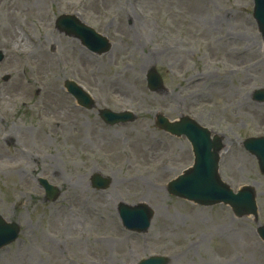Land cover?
<instances>
[{
    "label": "rangeland",
    "instance_id": "obj_1",
    "mask_svg": "<svg viewBox=\"0 0 264 264\" xmlns=\"http://www.w3.org/2000/svg\"><path fill=\"white\" fill-rule=\"evenodd\" d=\"M252 10V0H0V215L20 228L0 264H264V176L241 145L264 135V103L252 99L264 89V40ZM64 14L106 37L109 51L60 32ZM152 68L162 80L154 92ZM68 79L94 109L77 106ZM102 108L134 120L105 125ZM157 113L217 134L219 175L234 191L255 189L256 220L167 193L193 155L184 136L155 126ZM95 173L108 188L91 187ZM39 178L58 187L57 200L44 201ZM141 202L154 212L143 234L116 210Z\"/></svg>",
    "mask_w": 264,
    "mask_h": 264
},
{
    "label": "water",
    "instance_id": "obj_2",
    "mask_svg": "<svg viewBox=\"0 0 264 264\" xmlns=\"http://www.w3.org/2000/svg\"><path fill=\"white\" fill-rule=\"evenodd\" d=\"M253 4V18L257 23L261 36L264 38V0H253ZM56 26L67 35L78 38L93 53L103 54L109 51V42L95 33L92 28L79 22L74 16H61L57 19ZM1 59L2 54L0 52ZM146 78L147 87L150 91H157L161 88V79L154 69L148 71ZM64 86L80 105L88 109L91 108V98L79 86L68 80L65 81ZM254 99L263 101L264 91H256ZM100 117L109 125L134 120V116L129 112L114 113L109 110L101 111ZM156 124L160 129L171 135L177 137L184 135L189 141L194 154L192 167L184 170L180 176L167 184L169 194L202 206L224 204L229 206L237 217L252 215L256 218L257 207L253 189L245 186L234 193L219 178L217 152L222 144L218 136L211 138L206 128L200 127L187 117H181L179 121L172 123L163 116L158 115L156 116ZM242 145L249 154L256 158L259 171L264 175V137L248 138L243 141ZM39 183L45 191L46 200H55L59 194L58 189L42 179L39 180ZM91 184L93 188L105 189L109 186L110 180L99 175H93ZM117 211L122 225L126 229L137 233L147 231L153 216V210L144 203L134 206L120 203L117 206ZM18 232L19 227L17 224L7 222L0 216V248L16 240ZM257 234L264 242V227H258ZM166 262L167 260L162 257H150L138 264H166Z\"/></svg>",
    "mask_w": 264,
    "mask_h": 264
},
{
    "label": "bare ground",
    "instance_id": "obj_3",
    "mask_svg": "<svg viewBox=\"0 0 264 264\" xmlns=\"http://www.w3.org/2000/svg\"><path fill=\"white\" fill-rule=\"evenodd\" d=\"M14 36V38L16 39V41L18 42V45H20L21 44V38L19 37V36H17L16 34H14L13 35ZM23 44V43H22ZM89 52H91V51H89ZM91 53H93V52H91ZM94 54V53H93ZM122 90L123 91H125L126 90V88H122ZM121 91V90H120ZM77 105H80L78 102H77ZM99 115H100V113H99ZM260 116V115H259ZM156 119V118H155ZM175 121H173L172 123H174ZM155 126H157V124L155 123ZM157 128L158 129H160L158 126H157ZM220 140V139H219ZM221 142V141H220ZM220 154H221V152H220ZM261 174V173H260ZM261 175H263V174H261Z\"/></svg>",
    "mask_w": 264,
    "mask_h": 264
}]
</instances>
